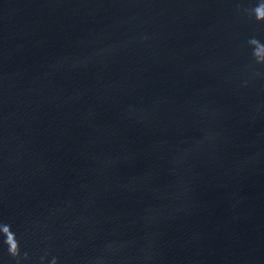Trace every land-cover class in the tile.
<instances>
[{
	"label": "water",
	"instance_id": "1",
	"mask_svg": "<svg viewBox=\"0 0 264 264\" xmlns=\"http://www.w3.org/2000/svg\"><path fill=\"white\" fill-rule=\"evenodd\" d=\"M0 264H264V0H0Z\"/></svg>",
	"mask_w": 264,
	"mask_h": 264
}]
</instances>
